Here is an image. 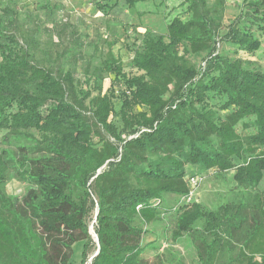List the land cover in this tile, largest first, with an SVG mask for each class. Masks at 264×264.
<instances>
[{
	"label": "trees",
	"instance_id": "trees-1",
	"mask_svg": "<svg viewBox=\"0 0 264 264\" xmlns=\"http://www.w3.org/2000/svg\"><path fill=\"white\" fill-rule=\"evenodd\" d=\"M137 1L117 0L110 13ZM183 3L187 20L173 18L165 35L143 33L130 76L111 51L79 74L77 59L62 64L64 52L49 53L44 65L34 35L1 10L0 264H70L77 243L85 264L97 251L92 211L98 253L89 264H181L158 253L168 236L186 240L196 264H264V189L256 192L264 182V73L235 58L260 48L264 0H242L220 39L232 57L211 56L225 0ZM203 56L210 59L199 76L192 58ZM134 105L145 111L132 113ZM188 167L216 178L232 171L241 198L213 211L182 203L198 178ZM11 181L24 186L21 196L7 194Z\"/></svg>",
	"mask_w": 264,
	"mask_h": 264
},
{
	"label": "rangeland",
	"instance_id": "rangeland-1",
	"mask_svg": "<svg viewBox=\"0 0 264 264\" xmlns=\"http://www.w3.org/2000/svg\"><path fill=\"white\" fill-rule=\"evenodd\" d=\"M96 2L107 5V8L98 10ZM116 2L117 0H0V12L4 8H10L15 14L19 32L23 35L29 33L34 35L37 43L36 57L44 65L48 64L49 53L54 58L56 52H64L62 64L70 69L73 59H77L75 71L79 74L83 73L88 65H98L104 60L105 54L111 51L121 60L123 73L127 76L135 75L136 72L130 68V63L134 52L141 49L143 33L150 30L155 35H165L166 25L173 18L179 17L185 21L189 16L183 0H139L135 2L134 7L129 8L120 4L116 12L110 13V6ZM207 2L211 5L214 0ZM241 7L242 0H225L224 27L211 56L222 52L232 57L230 55L232 50L220 39L225 35L227 27L238 19ZM255 34L260 41V48L254 53L240 51L235 58L248 64V68L264 73V33L256 31ZM76 41L82 46L78 47ZM192 59L199 66L200 76L210 56ZM112 80L113 75L105 80L104 91L109 89ZM114 92L119 97L116 89ZM143 111L145 109L138 105L132 107V113ZM115 125L120 127L117 121ZM237 131L241 133V127H238ZM187 171L198 176L191 203H196L206 210L213 211L220 205L234 202L242 196L232 181V171L223 178H216L213 172L199 173L197 169L189 167ZM263 189L264 182L256 192ZM23 190L24 186L16 181H11L6 186L9 195L21 196ZM94 215L95 211H92L87 219L93 240ZM157 246L158 253H164L168 261L176 259L181 264H196L195 252L186 240L172 244L168 236L167 240L159 239ZM78 247L79 244L75 246L71 264H76ZM93 255L89 256L85 264L90 263ZM146 257L151 260L154 253H148Z\"/></svg>",
	"mask_w": 264,
	"mask_h": 264
},
{
	"label": "built area",
	"instance_id": "built-area-1",
	"mask_svg": "<svg viewBox=\"0 0 264 264\" xmlns=\"http://www.w3.org/2000/svg\"><path fill=\"white\" fill-rule=\"evenodd\" d=\"M198 183V178L196 179H190L189 180V187H190V193L187 197H185L181 202L184 204H190L191 203V198L193 195V188L197 185Z\"/></svg>",
	"mask_w": 264,
	"mask_h": 264
},
{
	"label": "crops",
	"instance_id": "crops-1",
	"mask_svg": "<svg viewBox=\"0 0 264 264\" xmlns=\"http://www.w3.org/2000/svg\"><path fill=\"white\" fill-rule=\"evenodd\" d=\"M77 244H79V247H78V250H77V254H76V258H75V262H76V264H79V263H80V259H81V252H82V246H83V244H82V243H77ZM77 244H75V245L73 246V255H74L75 246H76ZM73 255H72V258H71L70 264L73 262Z\"/></svg>",
	"mask_w": 264,
	"mask_h": 264
},
{
	"label": "water",
	"instance_id": "water-1",
	"mask_svg": "<svg viewBox=\"0 0 264 264\" xmlns=\"http://www.w3.org/2000/svg\"><path fill=\"white\" fill-rule=\"evenodd\" d=\"M98 174H99V172H98ZM97 215V212L95 213V216ZM90 235H91V233H89ZM95 237V236H94ZM94 241H95V243H96V246H97V251L95 252V254L93 255V257L98 253V243H97V239H96V237L94 238Z\"/></svg>",
	"mask_w": 264,
	"mask_h": 264
}]
</instances>
